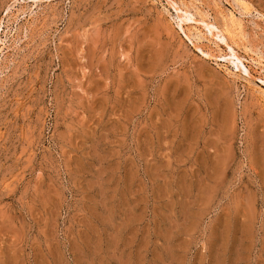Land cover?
<instances>
[{"label": "rangeland", "instance_id": "obj_1", "mask_svg": "<svg viewBox=\"0 0 264 264\" xmlns=\"http://www.w3.org/2000/svg\"><path fill=\"white\" fill-rule=\"evenodd\" d=\"M170 1L0 0V264H264V0Z\"/></svg>", "mask_w": 264, "mask_h": 264}, {"label": "bare ground", "instance_id": "obj_2", "mask_svg": "<svg viewBox=\"0 0 264 264\" xmlns=\"http://www.w3.org/2000/svg\"><path fill=\"white\" fill-rule=\"evenodd\" d=\"M167 1V3H168V5H170V7H172L173 9H174V11L176 12V13H179V12H181V9H179L178 8V6H176L173 2H171L170 0H166ZM180 7V6H179ZM188 10V9H187ZM10 12H12V11H10ZM183 13H184V15H186V14H188L187 12H182L181 14H178V16H177V18H178V24H177V28H178V31L182 34V36L185 38V40L187 39V40H189L190 41V39L187 37V35L184 33V30H183V23H185L186 21H188V23H189V20H191V21H193V23L195 22V24H196V26H197V24H201L202 25V27L203 28H205V29H207L209 32H210V35L211 36H216L217 37V39H219L220 41H221V43L227 48V51L229 52V54L228 55H230L232 58H234L236 61H238L239 63H240V66L242 67V70H243V72H244V74L246 75L245 76V80H246V77H247V79L248 78H250L251 79V74H250V72H249V70L247 69V67H246V65L244 64V62L242 61V58L238 55V52H236V50H235V48L233 47L234 46V44H233V42L232 43H229V41H227V36L226 35H228L227 34V32H224V31H221V30H219V28L217 29V26L218 25H216V27H215V25L213 24H208V23H205L206 21L205 20H201V21H198V20H195L192 16L191 17H188V18H186L185 16H181V15H183ZM190 15V14H189ZM196 15V14H195ZM230 15H232V14H230ZM195 17V16H194ZM17 18V17H16ZM176 18V19H177ZM228 18H231V17H228ZM236 18V17H235ZM184 19L186 20L185 22H184ZM200 20V19H199ZM236 20V19H235ZM207 21H209V20H207ZM172 22V21H171ZM212 22V21H211ZM233 22L234 21H232V24H233ZM236 22H237V20H236ZM176 23V22H175ZM228 23V22H227ZM191 24V23H190ZM231 24V23H230ZM186 25H187V23H186ZM228 25V24H227ZM195 26V25H194ZM193 26V27H194ZM230 26V25H229ZM238 27H239V25H237ZM201 27V26H200ZM227 28H228V26H226ZM234 27V26H233ZM195 28V27H194ZM194 28H192V29H194ZM232 28V27H231ZM240 29L242 28V27H239ZM238 28V29H239ZM225 29V28H224ZM234 29H235V27H234ZM237 29V30H238ZM195 30V29H194ZM198 30V29H197ZM214 30L215 31V34H213L212 33V31ZM227 30H229V29H227ZM233 30V29H232ZM202 31V30H201ZM201 31H200V33H201ZM230 31H231V29H230ZM178 32V33H179ZM232 32V31H231ZM198 33V32H197ZM199 33V34H200ZM208 33V32H207ZM236 33V32H235ZM198 35V34H197ZM201 35V34H200ZM199 35V36H200ZM231 35H234V34H231ZM202 36V35H201ZM209 36V35H208ZM226 36V37H225ZM230 36V35H229ZM228 36V37H229ZM198 37V36H197ZM210 37V36H209ZM236 36H234V38H235ZM214 38V37H213ZM229 38H231V37H229ZM233 39V38H232ZM200 40V39H199ZM237 40V39H236ZM232 41H234V39L232 40ZM3 42V41H2ZM216 42V41H215ZM235 42V41H234ZM3 44V43H2ZM218 45V44H217ZM238 46L240 47V44H238ZM199 49V48H198ZM238 49V48H237ZM244 49V48H243ZM244 50H247V49H244ZM227 52V53H228ZM246 52V51H245ZM200 53L204 56V57H208L209 55L208 54H205V53H203L202 51H200ZM243 55V54H242ZM246 55V54H245ZM257 55V54H256ZM225 56V55H224ZM228 57V56H227ZM203 58V57H202ZM219 58V57H218ZM217 58V59H218ZM224 58V57H223ZM244 58V57H243ZM252 57L250 56V59H251ZM257 58V57H256ZM260 59V58H259ZM229 60V59H228ZM256 60V59H255ZM224 61H227V59L226 60H224ZM230 61V60H229ZM235 61V62H236ZM246 61V60H245ZM248 61V60H247ZM252 61L254 62V60L252 59ZM249 62L251 63V61L249 60ZM257 62H258V59H257ZM261 62V61H260ZM224 63V62H223ZM229 64H232V62L231 63H229ZM223 65V64H222ZM237 64H234L233 66H236ZM249 65V64H248ZM251 65H253V64H251ZM250 65V66H251ZM255 65H258V64H255ZM260 65V64H259ZM261 66H262V64H261ZM260 66V67H261ZM225 67V66H224ZM229 67V66H228ZM237 67H239L238 65H237ZM235 68V69H238V68ZM259 67V66H258ZM257 67V68H258ZM260 69V68H259ZM262 69V68H261ZM252 71V70H251ZM229 72V71H228ZM228 72H226V73H228ZM242 72V73H243ZM235 73V72H234ZM252 73V72H251ZM229 74V73H228ZM231 74H232V72H231ZM243 76L244 75H242V78H243ZM252 78H254V77H252ZM251 81V80H250ZM262 85H264V83H262ZM258 90V89H257ZM259 91V90H258ZM263 91V90H262ZM263 93V92H262ZM264 98V97H263Z\"/></svg>", "mask_w": 264, "mask_h": 264}]
</instances>
